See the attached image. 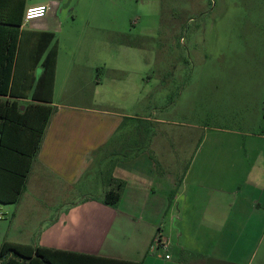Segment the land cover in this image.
<instances>
[{"label":"crops","instance_id":"obj_1","mask_svg":"<svg viewBox=\"0 0 264 264\" xmlns=\"http://www.w3.org/2000/svg\"><path fill=\"white\" fill-rule=\"evenodd\" d=\"M41 5L49 6L46 17L24 20L20 27L10 99L23 109L39 105L52 107L53 113L11 227L18 223L24 201L33 205L34 220L49 223L41 226L38 239L20 241L8 235L4 243L117 264H247L250 238L260 224L261 240L264 227V164L258 162L264 135L254 131L264 121L260 70L242 77L231 90L218 84L220 75H202L201 88L208 89L210 104L226 94L240 95L241 106L231 123L247 129H224L205 119L175 124L194 132L170 138L169 120L141 118L161 125V132L139 133V118L113 109L114 96L92 101L82 90V80L87 81L82 72L85 60L62 59L57 34L64 23L77 19L73 0H26L24 8ZM54 51V72H46ZM63 62L68 70H61ZM60 70L67 76L61 88ZM100 87L97 82L95 95ZM228 135L248 140L233 144L235 138ZM187 155L191 159L185 165ZM116 190L119 203L106 205V194ZM13 231L22 236L26 230ZM158 235L165 247L158 244ZM175 240L178 249L173 247Z\"/></svg>","mask_w":264,"mask_h":264},{"label":"rangeland","instance_id":"obj_2","mask_svg":"<svg viewBox=\"0 0 264 264\" xmlns=\"http://www.w3.org/2000/svg\"><path fill=\"white\" fill-rule=\"evenodd\" d=\"M73 4L77 19L64 23L57 36L61 40L63 60L72 56L85 60L82 72L87 81L82 80L81 88L92 101L114 96L113 109L139 118V133L147 129L155 135L161 132V125L141 118L169 120L170 138L194 132L175 124L201 123L205 119L224 129H247L231 123L241 106L240 95L226 94L210 104L208 89L201 88L202 75L207 78L210 73L220 75L218 84L231 90V85L241 84L242 77L260 70L262 87L264 0H73ZM63 64L61 70H68ZM61 70L59 88L67 81ZM97 82L102 87L95 95ZM127 96L131 99H125ZM58 97L65 100L62 94ZM262 98L264 101V91ZM254 131L264 135V121ZM228 136L235 138L233 144L243 145L248 140ZM260 146L263 149L258 160L261 165L264 164V140ZM190 159V155L185 157V165ZM257 180L260 182V173ZM16 207V204L3 206L8 218L0 220V249L8 235L20 241L38 239L41 226L49 223L44 219L34 220L33 205L24 201L18 223L12 228ZM258 226L256 236L250 238L252 246H249L247 264H260L264 227L260 240ZM15 228L26 231L20 236L13 231ZM173 247L178 249L177 240ZM189 255L187 258L191 259Z\"/></svg>","mask_w":264,"mask_h":264},{"label":"trees","instance_id":"obj_3","mask_svg":"<svg viewBox=\"0 0 264 264\" xmlns=\"http://www.w3.org/2000/svg\"><path fill=\"white\" fill-rule=\"evenodd\" d=\"M25 3L26 0L8 1V3L0 1V204L2 205L17 204L26 190L28 176L53 113L52 107L39 105H29L23 109L18 102L10 99L13 97L12 75L18 51L20 27L25 17ZM56 55L57 52L54 51L47 59L46 72H54ZM119 200V191H110L106 194L104 203L116 206ZM0 264L117 263L78 253L5 242L0 249Z\"/></svg>","mask_w":264,"mask_h":264},{"label":"built area","instance_id":"obj_4","mask_svg":"<svg viewBox=\"0 0 264 264\" xmlns=\"http://www.w3.org/2000/svg\"><path fill=\"white\" fill-rule=\"evenodd\" d=\"M48 11H49V6L47 5H41V6H35V7L28 8L25 12L24 20L25 22H31V21L43 19L48 14ZM3 206L4 205L0 204V220H6L8 218V212L4 211ZM161 239H162V236L158 235V238H157L158 244L165 247V243L162 242ZM169 258L170 256L168 255L167 259Z\"/></svg>","mask_w":264,"mask_h":264}]
</instances>
